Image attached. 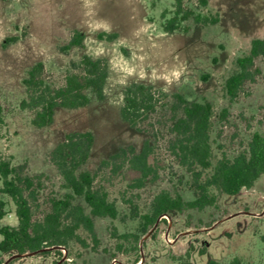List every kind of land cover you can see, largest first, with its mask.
Instances as JSON below:
<instances>
[{
  "label": "rangeland",
  "instance_id": "obj_1",
  "mask_svg": "<svg viewBox=\"0 0 264 264\" xmlns=\"http://www.w3.org/2000/svg\"><path fill=\"white\" fill-rule=\"evenodd\" d=\"M182 1L196 13L218 16L217 24L189 20L183 24L187 32L165 33L162 24L173 15L175 0H0V161L23 165L38 183L33 208L38 219L48 213L51 198L66 192L48 153L69 133L91 132L94 142L82 169L95 174V186L118 209L115 219L91 216L97 245L80 232L87 248L71 243L60 260L39 253L8 264H178L186 253L192 264H227L234 258L264 264V174L250 189L219 195L214 206L199 211L164 215L141 234L142 216L160 191L193 200L190 175L171 150L170 128L180 117L172 111L173 95L212 105L215 159H232L247 150L252 134L264 135V59L256 61L261 75L234 102L224 92L235 60L248 53L253 39H264V0H207L206 7L198 0ZM75 32L83 36V46L66 50ZM83 55L107 61L103 99L77 110L57 109L49 127L35 128L32 112L20 107L27 99L22 83L27 71L41 62L45 81L60 87ZM133 83L166 95L136 129L120 117L123 90ZM145 143L153 174L142 187L135 186L140 174L120 161L103 164L119 149L140 151ZM0 200L6 213L1 224L16 226L13 202L5 195ZM75 203L90 215L82 199ZM10 256H3L2 264Z\"/></svg>",
  "mask_w": 264,
  "mask_h": 264
},
{
  "label": "trees",
  "instance_id": "obj_2",
  "mask_svg": "<svg viewBox=\"0 0 264 264\" xmlns=\"http://www.w3.org/2000/svg\"><path fill=\"white\" fill-rule=\"evenodd\" d=\"M198 1L202 7L208 4L207 0ZM189 20L196 25L212 26L217 24L218 16L196 13L186 8L182 0H175L173 15L163 22V31L169 34L187 32L188 28L183 24ZM108 38L112 39L113 36ZM82 42L83 36L75 32L65 49L82 48ZM259 58L264 59V39H253L248 53L235 60V70L224 82V92L230 102L242 94L246 84L254 83L261 75L256 65ZM107 77L108 65L105 59H92L83 55L78 62L71 64L63 84L54 87L45 81L43 64L37 62L27 71L22 81L27 99L21 102L20 107L32 112L31 124L35 128H47L52 124L57 109L77 110L87 106L92 99L101 101ZM165 98L163 92L152 86L133 83L123 90L120 117L136 129L156 111ZM171 98L172 111L180 113L170 128L171 150L190 175L193 200L185 202L177 193L160 191L153 198L150 210L142 216L141 234L147 233L164 215L186 210L199 211L214 206L219 195L235 196L242 189H250L264 174V135L252 134L247 150L232 159L226 156L215 159L210 139L214 118L212 105L206 100L189 103L178 94ZM1 113L0 105V123ZM222 115L224 118L225 110ZM93 142L91 132L69 133L48 153V161L60 176L62 188L66 192L59 198H51L48 213L38 219L33 216L38 183L24 173L23 165L11 166L9 161H0V195L11 199L17 219V225L13 227L1 224L6 213L5 204L0 200V264L5 255L55 246L59 249L44 251L40 255L53 253L60 260L61 250L68 251L71 243L79 244L82 248L88 247L80 232L86 233L93 245H97L91 216L115 219L118 209L108 200L105 190L95 186V174L82 169L89 159ZM150 154L151 149L147 143L140 151L130 146L119 149L103 164L120 161L122 166L140 174L135 180V186L142 187L153 174L148 164ZM76 198L82 199L89 207L90 215L75 203ZM178 264H192L189 254L180 257ZM206 264L220 263L208 260ZM227 264L243 263L234 258Z\"/></svg>",
  "mask_w": 264,
  "mask_h": 264
},
{
  "label": "water",
  "instance_id": "obj_3",
  "mask_svg": "<svg viewBox=\"0 0 264 264\" xmlns=\"http://www.w3.org/2000/svg\"><path fill=\"white\" fill-rule=\"evenodd\" d=\"M55 249H59V247L55 246V247L44 248V249H40V250L33 251V252L23 253V254H14V255H11L3 264H8L13 259H17V258L25 257V256H32V255H36L44 251L55 250Z\"/></svg>",
  "mask_w": 264,
  "mask_h": 264
}]
</instances>
